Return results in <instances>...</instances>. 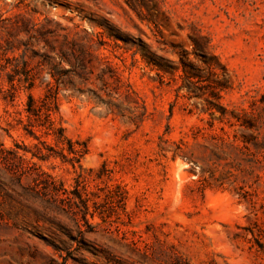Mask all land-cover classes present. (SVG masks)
I'll return each mask as SVG.
<instances>
[{
  "label": "rangeland",
  "instance_id": "rangeland-1",
  "mask_svg": "<svg viewBox=\"0 0 264 264\" xmlns=\"http://www.w3.org/2000/svg\"><path fill=\"white\" fill-rule=\"evenodd\" d=\"M32 25L119 93L60 86L47 119L54 81L0 68V264H264V0H0L3 46Z\"/></svg>",
  "mask_w": 264,
  "mask_h": 264
},
{
  "label": "trees",
  "instance_id": "trees-1",
  "mask_svg": "<svg viewBox=\"0 0 264 264\" xmlns=\"http://www.w3.org/2000/svg\"><path fill=\"white\" fill-rule=\"evenodd\" d=\"M14 23L15 26L12 25V28L21 29V25H17V22ZM23 29H26V25L23 26ZM31 30L35 31V25H32L29 30L28 28L24 30L26 36L23 41L18 40L20 34L10 36L13 40L18 41L16 45L13 41H10V39L4 40V46L0 43V68L5 72L12 86L14 82L17 81L18 83H25L27 88L30 89L34 85L36 76L42 73H45L54 81V87H49L48 90L50 96H45V99L42 101L43 105L33 108L34 100L31 96L28 97V112L32 114L39 113V115H43L45 118L50 119L52 112L51 105L54 104V108L56 109L58 88L63 86L64 88H71L81 93L87 91L93 94L95 99L104 103L108 111L112 113L113 109L117 107L112 98L113 95H117L119 92H114L109 80H105V70H108L110 65L105 61L102 62L101 60H97V57L93 55L88 47L79 45L73 41L69 42L67 38H64L62 47L55 49L54 43L49 41L44 32L36 30L38 31V35H35L30 33ZM41 43H43V46L40 50H42L43 53L39 54V51H36L34 46H39ZM101 45L102 44L99 42L98 46ZM143 57L147 59L148 63L154 65L158 71L163 72L167 69L165 65L157 62L153 57L144 54ZM36 58L39 59L32 67L30 60ZM94 59L97 60L99 66L105 64V69H102L101 75H99V77L97 76L96 80L101 82L99 91L105 93L108 100H103L102 96L93 89L83 90L81 88L82 86L91 84V75L93 73L91 68L94 67ZM64 65H67L68 68ZM181 65L185 78L184 87L188 93H191L192 97H199L198 92L200 88L197 86V83L200 82L201 77L199 76L198 69L190 64H184V62H182ZM35 69L39 71L34 72ZM108 79L115 80L112 75L109 76ZM49 84L50 83H48V86ZM218 87H222V85L219 84ZM124 96L129 97V93L126 92ZM225 115L226 111L221 110V118L225 117Z\"/></svg>",
  "mask_w": 264,
  "mask_h": 264
}]
</instances>
